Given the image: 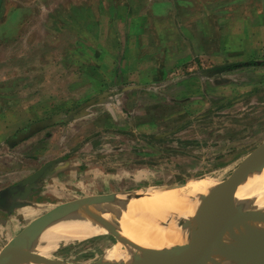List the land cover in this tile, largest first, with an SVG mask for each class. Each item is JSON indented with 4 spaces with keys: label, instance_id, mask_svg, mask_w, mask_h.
<instances>
[{
    "label": "rangeland",
    "instance_id": "1",
    "mask_svg": "<svg viewBox=\"0 0 264 264\" xmlns=\"http://www.w3.org/2000/svg\"><path fill=\"white\" fill-rule=\"evenodd\" d=\"M214 3L205 0V10ZM144 5L148 0H0V111L24 113L19 125L2 115L0 139L7 133L5 144L40 122L29 140L13 149L0 145V185L59 158L76 166L54 200L20 208L19 228L84 196L205 175L226 179L264 141V66L246 67L264 49L227 29L211 27L203 36L198 25L218 26L214 14L196 26L181 17L185 27L173 33L151 29L154 18ZM177 8L179 15L194 10ZM223 17L219 24L227 28L232 15ZM260 35L252 39L260 43ZM7 169L14 175L6 176ZM116 241L108 231L61 241L44 264H85Z\"/></svg>",
    "mask_w": 264,
    "mask_h": 264
},
{
    "label": "bare ground",
    "instance_id": "2",
    "mask_svg": "<svg viewBox=\"0 0 264 264\" xmlns=\"http://www.w3.org/2000/svg\"><path fill=\"white\" fill-rule=\"evenodd\" d=\"M225 183L218 175H205L180 185L150 187L138 198L114 199L103 204L106 212L99 211L95 205L79 209L49 227L40 237L42 244L33 249V261L23 264H44V256L55 250L61 241L65 244L107 233L100 218L110 220L122 237L138 243L144 250L181 247L192 238L208 233L217 218ZM235 197H248L255 211L264 210V167L248 183L238 186ZM260 235L253 238L252 246L260 248L258 243H264V234ZM117 241L104 250L98 264H123L133 260L136 253L133 247ZM261 258L264 259V254Z\"/></svg>",
    "mask_w": 264,
    "mask_h": 264
},
{
    "label": "water",
    "instance_id": "3",
    "mask_svg": "<svg viewBox=\"0 0 264 264\" xmlns=\"http://www.w3.org/2000/svg\"><path fill=\"white\" fill-rule=\"evenodd\" d=\"M94 99L90 100V103ZM32 124L20 131L12 140H18L36 129ZM50 163L43 165L35 172L21 179L16 186L0 192V202H4L3 193L13 192L18 185H30L42 176ZM264 167V141L254 149L243 164L228 178L222 188L218 202L217 218L208 233L203 237H194L181 247L163 249L149 247L146 250L139 244L124 238L111 224L110 220L100 218L106 230L124 244L137 247L142 254H135L133 260L123 264H263L264 248L254 247L253 238L264 234V210L255 211L250 198L237 199L235 192L238 186L246 184ZM144 191H121L99 195H89L54 205L48 211L35 217L23 226L0 249V264H23L34 259L33 249L40 246L41 235L51 226L72 216L77 210L94 206L101 212H106L103 204L111 203L114 199L138 198ZM12 206H18L13 204ZM251 243V244H250ZM264 247V246H263ZM100 259L85 264H98ZM53 262V264H56Z\"/></svg>",
    "mask_w": 264,
    "mask_h": 264
},
{
    "label": "crops",
    "instance_id": "4",
    "mask_svg": "<svg viewBox=\"0 0 264 264\" xmlns=\"http://www.w3.org/2000/svg\"><path fill=\"white\" fill-rule=\"evenodd\" d=\"M156 1L162 2L163 8L154 9L153 2ZM204 1L205 0H194V2H192V0H148V7L144 5V8L149 10L150 14L154 18V22L151 23L149 27L151 29H165V31L169 30L172 32V29L177 30L185 27L184 23L181 21V17H183L184 19L185 17H188L189 22H187V24L193 23L196 26V24L199 22V20L202 19V17V23H205L204 16L214 14V23H216L218 26L207 24L204 27H201L198 23V29L202 31L203 36H205V31H207L211 27L213 29L217 28L218 30H221V32L226 31L227 29L229 30L230 34L234 33V36H238V40L241 39L240 42H243V38L241 37L243 36L248 39L249 44L258 45L264 49V39L260 40V43L258 40L252 39L253 33L256 32H261L260 36L264 38V0H213L215 2L214 6L206 10ZM256 3H261V9L259 11L256 10V5H254ZM186 5L194 8V10H186L183 12V15H181L182 13L179 15V10L177 7ZM226 13L230 14V16L232 15V18L227 23V28L219 24L220 22L225 21L223 14ZM141 14L146 13L141 11ZM193 15H195V17H193ZM187 24L186 27H188ZM254 65H256V67L260 65L264 66V50L263 53L260 54V57L256 59L254 58L253 61H251V64L246 67L252 68L254 67ZM222 69L223 68H221L220 70ZM263 76L264 74L260 76V80L264 84V82L262 81V78H264ZM256 91L257 90H251L249 93H256ZM90 100H88L86 103L89 104ZM5 113H7V115L11 117L13 122H11L12 124L16 123L17 125H19L24 118L23 112H16L14 110L4 108L0 111V130L3 128L1 117ZM28 126L21 128L12 136L10 135L11 137L9 136V138H7V143L5 144H3L5 142L3 136L7 133H3V136L0 139V145H6L8 149H13L11 147H13L14 145L19 144L24 140H29L28 136H24L23 138H20L18 140H12L17 133L24 130ZM37 146L40 145L37 144ZM58 160L59 161L55 162L54 165L48 166L46 172L42 176H40L35 181V183L27 186L18 185L13 192L6 191L3 193L4 202H0V249L11 239L13 235H15L22 228H19L20 221L16 218L17 214H19L20 208H23L24 206L34 201L43 200L46 198H48V200H54L56 197H54L55 195L52 196L51 194H54L55 190H57L56 186L58 184L71 181L72 175L73 177H75V164H72L71 162L65 164L63 162L66 161H61L60 158ZM9 162L10 161H6L5 164H8ZM8 170L9 169L5 171L6 176L9 177L14 175V171L11 172ZM30 174H27L26 176ZM19 181L20 179H15L13 181L8 180L6 183L4 182L0 185V192L4 189L16 186ZM53 202L54 201H52V203ZM13 204H17L18 206H12Z\"/></svg>",
    "mask_w": 264,
    "mask_h": 264
}]
</instances>
